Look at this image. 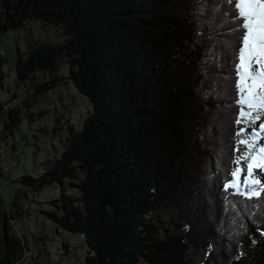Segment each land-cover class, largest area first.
I'll return each instance as SVG.
<instances>
[{
	"label": "trees",
	"instance_id": "16d2710c",
	"mask_svg": "<svg viewBox=\"0 0 264 264\" xmlns=\"http://www.w3.org/2000/svg\"><path fill=\"white\" fill-rule=\"evenodd\" d=\"M212 1L0 0V35L37 20L64 36L19 48L18 79L34 94L7 110L0 98L2 138L13 137L27 115L43 117L44 111H31L33 104L61 82L72 83L91 106L79 130L69 125L61 156L39 164L37 176L26 174L19 181L27 192L61 187L62 196L46 214L63 229L84 235L87 251L80 264H197L198 252L206 254L201 264H264V223L244 215L250 209L255 216L262 212L264 192L249 199L225 188L234 178L237 152L241 105L235 50L242 30L236 29L239 21L227 0ZM222 46L231 48L226 61ZM63 62L69 67L66 77L59 73ZM4 78L0 56L3 88ZM207 105L227 112L218 133L226 124L234 128L227 144L218 133L220 142L200 141L208 148L205 157L213 158L208 163L219 156L209 179L218 178L213 182L220 189L221 213L209 208L210 194L197 201L194 191L186 197L183 192L202 182L196 178L189 184L193 166L205 177L210 172L193 155L198 145L190 140L192 133L205 136L199 122L192 125V108L206 115ZM214 123L215 112L204 132L213 131ZM160 211L168 212L169 220ZM241 217L248 233L220 234L228 229L234 235L232 224ZM10 218L5 213L0 264H15L30 249L28 240L22 243L13 233ZM158 220L172 228L160 234Z\"/></svg>",
	"mask_w": 264,
	"mask_h": 264
},
{
	"label": "rangeland",
	"instance_id": "374dc122",
	"mask_svg": "<svg viewBox=\"0 0 264 264\" xmlns=\"http://www.w3.org/2000/svg\"><path fill=\"white\" fill-rule=\"evenodd\" d=\"M214 1L215 0L212 2ZM181 15L184 17L183 14ZM217 17L220 20V15H217ZM221 21L222 20H220V23H222ZM219 26L221 28V25ZM226 36L229 38V42L234 41L233 33H229V35L227 34ZM39 38L53 41L64 40V36H60L52 27L43 26L42 23L37 20L30 21L27 24V29L20 28L9 30L0 35V56L2 58V67L5 73L4 88L0 86V98L6 104L5 110L17 105L23 97L33 96L34 94L31 88H27L24 83L19 81L16 62L19 48L25 49L29 43ZM233 44L232 46H234ZM229 46H231V43H229ZM222 47L225 48L223 58L226 61V59H230L231 48L226 49L225 46ZM255 67L259 68V65H255ZM222 69L226 71L225 68ZM68 72V64L64 62L61 63L59 71L61 76H68ZM39 78L44 79V74H40ZM205 86L206 84H204L202 88ZM214 90L216 93L218 92L217 89L214 88L213 96L216 94ZM256 91L259 92L261 89L258 87ZM211 101L215 102L213 100ZM200 105L201 103L199 106ZM211 106L212 105L206 106L208 111L211 110V113L208 112L206 115H203L201 111L197 112L192 108V110H194L193 113L201 115L192 113V125L199 122L201 129H203V131L201 130V133L205 135V138L202 137V135L199 136V134L195 133L190 135V140L194 138L193 140H195L198 145V150L194 149L195 153L193 155L196 156L197 161H199L202 166L207 165V169L210 172L205 177L203 173L199 171V167L196 168L193 166V170L189 173V184L191 183V179L196 178L202 179V182L193 185L190 188L186 187L187 189L185 191L183 190V192L186 197V191H188V194H191L192 191H194L196 193L195 200L197 201L198 199L202 201L204 196L207 199L210 194L209 196L211 198L207 199L210 206L209 208L213 207L216 210L219 209L218 211L221 213V205L223 202L218 198L221 197L219 194L220 189L218 186L214 188V182H217L218 178L217 176L212 178L214 182L209 179L210 175H216L215 167L218 166L217 161L219 156L214 155V164L208 163L207 160L211 161L213 158L210 156L207 158L205 157L204 154L208 153V148L207 145L203 146L200 141L205 140L206 144H208L209 142L214 143L219 140V135L218 138H215L219 129L217 127L221 124H225L227 112L222 110L218 105L214 108H211ZM90 108L91 106L87 97L81 94L72 83L65 84L64 82H61L58 86L50 88L44 93V95H41L33 104L31 111L36 114L44 111L45 115H43V117H40V115L36 116L34 120L27 115L23 120L20 129L17 130L13 137L2 138V125L0 120V260L3 256L4 248L6 247L4 215L5 213L10 212L11 218L9 225L12 226L13 233L17 234L22 243L28 240V246L30 247L29 251L27 247L23 250L21 260L15 264H80L83 262L87 251V243L84 235L80 233L75 234L63 229L46 214V212H49L54 208V203L52 201L62 196L61 187L51 185L40 192H27V188L23 189L24 186H22L19 181L26 174L37 176L39 174L38 170H40L38 169L39 164L61 156L64 150V143H66V136L70 133L69 125L75 127L76 130H79L82 127L83 121L88 116ZM245 110L253 111L247 109L246 106ZM257 111L261 117L260 120L254 122L249 120L247 122L242 121L238 123V132L241 129H245L243 133L238 135V141H251L253 139L252 129L256 126L258 129L260 127V122L264 119V109L253 111V116L257 114ZM213 112L216 113L218 120V123H214L216 128L214 127V130H210L209 133L206 131L204 132V127L207 126L209 120H211ZM240 119L241 118L239 117V120ZM226 125L225 129L222 128L225 132L218 133L221 136H224V144H227V138H229L231 130L234 129L232 124L231 126ZM187 127L188 125L186 126V129L188 130ZM195 128L196 127L194 126L193 129ZM262 131L263 129L260 130V133L264 136ZM261 141L262 140L260 139L256 141L257 148L260 147ZM237 146L236 158L240 157L245 151H247V145L237 143ZM215 148V146L214 149L213 146L212 148L209 147V154H212V150H215ZM229 151L230 150L228 149V153ZM226 160L227 157L224 158L223 164L226 163ZM248 162L249 161L247 160H241L240 163H236L235 166L236 168L238 166L246 168ZM226 165H224V167ZM258 172H260V170H258ZM243 174L244 172L242 173V176H239V182L241 184H243L245 180ZM252 178L258 180L260 185H264V175L255 173ZM208 181H210V185ZM70 191L73 194L77 192L75 189H71ZM242 191L246 192L247 189H242ZM206 193L208 194L206 195ZM215 199H217V201ZM225 203L228 209V203ZM229 204L235 208H240L241 206L239 202L233 200L229 201ZM156 212L152 213L154 217H156ZM160 212L165 220H169L168 212ZM244 215L251 220L260 218V222L264 223V208L262 209V212L256 216L254 213H251V209L244 211ZM229 216L231 217L232 215L227 213L223 214L224 218ZM154 220L156 222V218ZM239 220L240 221L232 224L234 235L229 233L228 229H224L225 231L222 230L224 234L221 232L220 234L222 236L224 235L223 237L225 238H227L226 235L240 237L244 232L245 225L243 224L244 219L242 217ZM169 224L171 223L158 220L157 225L160 229L159 233L163 234L165 227L172 226H169ZM245 232L248 233L249 228H246ZM205 256L206 254L202 252L196 253L195 258L197 264H201L204 261Z\"/></svg>",
	"mask_w": 264,
	"mask_h": 264
},
{
	"label": "snow or ice",
	"instance_id": "6c2138e0",
	"mask_svg": "<svg viewBox=\"0 0 264 264\" xmlns=\"http://www.w3.org/2000/svg\"><path fill=\"white\" fill-rule=\"evenodd\" d=\"M227 3L233 7V20L239 21L236 29L242 30L239 35L241 47L235 50L240 74V98L237 103L241 105L239 111L241 119L237 123L249 120L254 122L261 117L258 111L253 116V111L264 109V0H227ZM255 65H259V68ZM258 87L261 89L259 92L256 91ZM245 106L253 111H246ZM261 129H264V124L261 125ZM244 131L245 129H241L237 134ZM252 137L251 141H238L247 145V151L236 158V163L239 164L241 160H247L249 163L246 168L232 169L230 175L236 179L225 185L226 189L232 188L236 193L247 195L249 199L259 197L264 192V185L252 179L254 168L260 170V175H264V146L256 147V141L260 139L259 132L253 130ZM241 172H246L243 184L239 182ZM242 189L247 191L244 192Z\"/></svg>",
	"mask_w": 264,
	"mask_h": 264
},
{
	"label": "bare ground",
	"instance_id": "6f19581e",
	"mask_svg": "<svg viewBox=\"0 0 264 264\" xmlns=\"http://www.w3.org/2000/svg\"><path fill=\"white\" fill-rule=\"evenodd\" d=\"M263 116H264V113H263ZM263 133H264V129H263V131H262Z\"/></svg>",
	"mask_w": 264,
	"mask_h": 264
}]
</instances>
